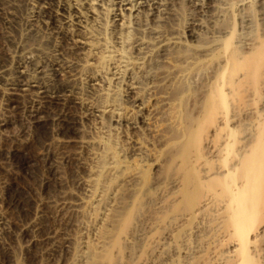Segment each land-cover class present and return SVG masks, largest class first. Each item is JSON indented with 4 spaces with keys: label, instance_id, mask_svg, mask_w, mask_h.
<instances>
[{
    "label": "bare ground",
    "instance_id": "6f19581e",
    "mask_svg": "<svg viewBox=\"0 0 264 264\" xmlns=\"http://www.w3.org/2000/svg\"><path fill=\"white\" fill-rule=\"evenodd\" d=\"M239 1L238 9L222 0H23L25 8L0 2L1 40L23 26L54 44L51 51L17 44L18 55L0 58V141H13L0 146V173L31 176L39 159L44 188L52 181L60 188L54 196L45 192L22 230L39 234L49 207L58 219L77 217L76 234L44 238L61 257L41 264L96 263L97 253L83 247L87 234L107 256L103 264H264V29L253 39L236 30L255 16L248 13L253 7L264 20V0ZM184 16L189 22L181 27ZM209 23L218 30L189 54L184 40L210 31ZM166 63L171 69L160 73V91L176 105L168 106L172 135L162 165L158 157L134 156L143 149L135 134L155 121L142 81L147 85L152 69ZM202 68L190 121L186 101ZM148 86L156 98V86ZM167 120L164 114L161 122ZM26 136L41 141L37 160L24 156ZM54 145L72 150L57 153ZM68 165L77 170L67 180ZM4 180L0 188L9 184ZM108 216L99 235L95 225ZM7 221L0 213V248ZM32 235L26 246L41 240Z\"/></svg>",
    "mask_w": 264,
    "mask_h": 264
},
{
    "label": "rangeland",
    "instance_id": "374dc122",
    "mask_svg": "<svg viewBox=\"0 0 264 264\" xmlns=\"http://www.w3.org/2000/svg\"><path fill=\"white\" fill-rule=\"evenodd\" d=\"M1 1H3V2L11 1V2H17L20 4L21 1H23V0H0V2ZM227 2H229V4H227ZM238 2H240V1L239 0H222V4L225 7L230 6V3H234V5H237ZM23 3L24 2L21 3L22 8L24 7ZM236 8L238 9L239 5H237ZM253 9H254V7H253ZM253 9L252 8L250 9L252 11H249V9H248V11H249L248 13L254 14L255 16L250 17L249 19H251V20H249V21H243V23H241V26H243V27H241L240 24H238L236 27V30L239 34L242 33V34L246 35V33H247L248 35H250V37L252 39L255 35L259 34L262 29H264V20L261 19L262 11H260V13H259V8L257 7L256 8V14H255V10L253 11ZM257 9H258V11H257ZM237 13H239V12L237 11ZM187 18H188L187 16L181 17L180 21L179 20L177 21L178 25L182 27L185 25L186 22L188 23L189 19L187 20ZM221 22H222V18L217 20L218 24ZM209 24H210V28H209L210 31H208V29L207 30L206 29L200 30L198 38H196V39L187 38L184 40L182 47L184 49H186L189 54H193L195 52L198 53V51H196L195 49L200 50L203 47L202 45H203L204 40L209 38L208 36L213 33V30H218L213 23H209ZM164 25H166V24L164 23ZM178 25H175V26L178 27ZM221 25L222 24H220V26ZM8 33L10 34L8 37H6V38L4 37V38H2V40L0 38V58L9 59L12 54L18 55L19 50L17 48V44H22V45L35 44L39 48H45V50H47V51H51L52 49H54L53 48L54 44L49 40L48 36L43 34L42 32H38L35 30H31V29H26L23 26H17V27H14L12 29H8ZM3 43L7 44V46L9 47V50H10L9 52H6V50L3 48V45H2ZM165 59H166L165 61L169 62L168 58H165ZM163 69L164 70H170L171 68L168 66L167 63L164 64V66L158 65L156 68H153L152 72H151V76H150L152 79H150L149 83L147 84L149 86H151V85L156 86L155 92L158 95L157 96L155 94L156 98H154V99L152 98L150 100V98H149L150 96L146 90L147 85H145L143 81L141 84L143 86V94H144V96H146L145 99L147 101V104H149V106L152 108L155 107L156 111H155V121H153L152 126L149 127L145 131H140V132L135 134L138 142L143 146V149H142V154L140 153V156H134V157L136 159H139V160L145 159L146 162H152V160L154 158L158 157L159 160L161 161V164L163 165V163H164V165H165V160H166L165 158L167 157L166 154L168 155L167 150L170 149V146L167 145L166 141L172 135V134L168 133V130H169L168 126L173 123V121L171 120L173 115L171 114L170 110H168L169 109L168 106L174 107L176 105V101L173 102L170 99L169 100L167 99L165 102L163 101V100H165L166 96L169 97L168 94L162 93L160 91V89L163 85H162V82L160 81L159 75L161 72H163ZM205 69L207 71L210 68L205 67ZM205 69L202 68L200 70V75L196 76L195 78L192 79V83H193L192 88L195 87L193 89L194 94H193V90H191V93H190L191 97L189 96L190 101L187 100L186 102H188V103L185 106V108L187 110L185 117L188 115V118L190 121H191L190 118L191 117L193 118L195 113L197 112L196 111L197 106L195 103L196 102L195 95H196V93L198 94L199 92L202 93V91L198 92V90H200L202 88L203 80H205V78H206L205 77V74H206ZM202 70H203V73H201ZM201 76H202V78H201ZM199 78H201V79L199 80ZM201 80H202V83H200ZM170 103H172V105ZM161 110L163 111L162 113H161ZM164 114L166 116H168V118H169V120H167L166 123L161 122V119L164 118ZM38 137L40 140H44V138L46 137V132L44 129H40L38 131ZM21 139H22V141L25 142V143H21V144H23L21 149L22 150L25 149V150H23L24 156H26L27 159H33L34 158L35 160H37L38 153L40 151L39 146H41L40 145L41 141L40 140H33L32 138H29V136L23 137ZM31 139L34 142H32ZM3 140L4 141H0V146L3 145L2 147L8 148V147H11L13 145L12 144L13 141L11 142V139H10V141H9V139H7V140L3 139ZM52 149L55 150L54 152L57 151V153L62 152V150H65V151L67 150L68 152H70L72 150V148H70V149L66 148V147L63 148L60 146L58 147L56 145H54L52 147ZM37 151H38V153H37ZM26 153H28V154H26ZM128 156H130V154H128ZM40 161H42V160L38 159L37 165L35 166L34 174L31 176H23L22 177V176H16L15 175L16 176L15 177L14 175H12V174L8 175V173H7V175H6L7 177H6V176H4L5 174L0 173L1 174L0 178L2 177L3 180L5 179L4 182L9 183V184L4 183L5 184L4 186H6V187L0 188V194H1L0 195V203H1L0 204V213H3V215L6 218V221L8 220L7 221V229L9 230L7 235L5 236V243L6 244L0 248V251H1L0 252V264H16L17 262H25L26 264L44 263L45 260H47V259L49 260L50 258L54 257V255L52 254V250H51L52 248H50L51 246L53 247L54 244L52 242L49 243V241L45 240L47 237H49L53 234L58 235L60 233L58 231H63V232L69 233L71 235H74L77 232L76 231L78 229V226L76 223L77 217H75L74 214L68 213L66 216H64L65 219L63 217L64 220L62 219V217H59V219H58V218H56L55 215H53L52 207H49V208H46L47 211L45 210L46 211L45 214H43V217L41 218V220L39 219L40 222L37 223L38 224L37 227H40V228L39 229L36 228V231L41 230V228H42V230L40 231L41 234L39 233L41 236L38 234L39 231H37V232L33 231L29 235V236H31L33 234L32 236L37 235V237L39 235L40 237H38V238L41 239L44 244L41 243L42 241L40 240L37 243L40 245H37V244L33 245L32 244V245L26 246L27 245L26 237H29V236L23 232L22 228L26 224H28L29 222H32L33 219L35 218L34 216L38 212L37 210L40 208L39 206L37 207L39 200L45 197L44 196L45 192H47L51 196H54L57 193H59V191H60L59 183L57 181H52L50 183V187L48 186L47 188H44L42 180H43L44 176L46 177L47 173L45 171L44 164L41 163ZM73 166L75 167V169H73L74 168ZM66 168L67 169H64V171L67 175V180H68L69 179L68 177L71 178L72 177L71 175H73L76 172L77 168L75 165H68ZM73 170H74V172H73ZM153 175L158 176V175H160V173H159V171L157 172L154 170ZM7 185H8V187H7ZM119 185H120V187L118 188V191L124 192L123 189L125 188V184H119ZM4 188H6V189H4ZM1 191H3V193ZM1 197H3V199ZM128 202H129V200L125 201V203H128ZM117 204H118V201H117ZM117 204H116V202L114 203V205H117ZM114 205H113V207H114ZM35 210H36V212H35ZM142 210H141V213L145 211L143 206H142ZM109 216L105 220L103 219L101 223L99 222L98 224L95 225L96 227L99 225L97 228L99 235L102 233V230L105 227ZM93 221H94L93 218H90V219L88 218L86 220V222L89 224L93 223ZM110 222L111 221L108 220V223H110ZM116 226L110 227L112 235L116 231ZM94 233H96V232L94 231ZM9 234H11V235H9ZM42 234H43V239L47 235L48 236L43 240L41 238ZM94 236H95V234L93 236L91 234H87L86 237H84L85 243H84L83 247L85 248V250L87 252L91 251V253H92L95 251L94 253H97L96 255H98V257H96L94 259V261H96V263H94L93 261H90V264H100L101 262L103 264V262H104L103 260L106 261L107 256L106 255L104 256L103 254H101L102 252L96 250V248H93L94 242L92 240H93ZM21 237H23V238H21ZM46 241L48 243H46ZM10 242H11V244H10ZM48 245H49V247H48ZM26 247H31V248L27 249ZM5 249H7V250H5ZM24 250H26V251H24ZM49 253H51L52 255ZM59 255L60 254L56 253V256H59ZM56 256L54 257L56 259L61 257V255H60V257H56ZM70 256H71L70 254L67 255V257H70ZM82 264H89V263H87V260H86Z\"/></svg>",
    "mask_w": 264,
    "mask_h": 264
}]
</instances>
